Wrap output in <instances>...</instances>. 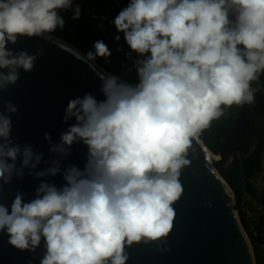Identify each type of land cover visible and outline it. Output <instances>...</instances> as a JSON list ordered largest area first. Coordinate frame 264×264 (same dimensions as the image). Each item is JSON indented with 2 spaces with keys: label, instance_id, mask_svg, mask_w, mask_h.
<instances>
[{
  "label": "clouds",
  "instance_id": "clouds-1",
  "mask_svg": "<svg viewBox=\"0 0 264 264\" xmlns=\"http://www.w3.org/2000/svg\"><path fill=\"white\" fill-rule=\"evenodd\" d=\"M61 11L76 20L81 9L73 0H0V190L25 170L41 180L28 202L17 191L10 208L0 203V234L22 253L42 247L39 264H128L127 249L141 244L168 252L193 142L227 109L255 99L253 84L264 75V0H129L113 23L128 58L136 55L137 82L103 74V100H70L62 119L75 123L58 144L45 134L56 157L45 160L13 140L18 108L2 98L43 49L32 55L7 45L51 39L64 27ZM93 48L91 62L111 56L103 41ZM74 144L87 149L84 167L62 169ZM57 175L60 187L44 179Z\"/></svg>",
  "mask_w": 264,
  "mask_h": 264
},
{
  "label": "water",
  "instance_id": "water-1",
  "mask_svg": "<svg viewBox=\"0 0 264 264\" xmlns=\"http://www.w3.org/2000/svg\"><path fill=\"white\" fill-rule=\"evenodd\" d=\"M7 47L14 51L26 50L32 55L43 49L33 70L30 73L21 70L19 82L10 86L2 98L18 108V112L11 115L13 140L21 145H32L34 151L44 153L45 160L55 159L44 139L45 134L58 144L60 135L75 123L74 119L68 123L62 119L69 101L86 94L103 100L100 76L110 73L97 62L89 61L87 54L53 35L51 39L21 37L16 45ZM253 86L258 89L253 102L264 115L259 81ZM249 128L250 112L246 104L240 106L217 155L201 140L193 142L188 156L190 166L180 178L184 193L174 205L176 217L167 242L170 251L161 254L154 244L134 246L127 249L128 264H257L235 209L234 193L219 173L234 162ZM70 152L61 168L71 163L82 169L87 149L82 144H74ZM45 166L42 163L37 171ZM44 179L57 187L64 183L60 175ZM40 183L41 180L25 170L23 179L13 178L0 190V203L10 208L17 191L28 202L34 198ZM209 203L211 207H205ZM42 251L41 247L35 254L19 252L8 244L6 235L0 234V264H39Z\"/></svg>",
  "mask_w": 264,
  "mask_h": 264
},
{
  "label": "trees",
  "instance_id": "trees-1",
  "mask_svg": "<svg viewBox=\"0 0 264 264\" xmlns=\"http://www.w3.org/2000/svg\"><path fill=\"white\" fill-rule=\"evenodd\" d=\"M87 5L90 6L91 10L97 11L99 9V3L106 4L109 6L107 10L101 14L100 17L91 16L80 3L75 5L80 6V17L79 19H72V15L66 11H61L60 15L63 17L65 24L63 29L65 32L56 30L51 35L71 44L80 51L88 55V53L94 51V43L97 41H103L106 43L105 38L102 34L104 28L112 29L117 31L114 26V19L118 13L127 6L129 0H83ZM103 8V7H102ZM100 6V11L102 12ZM98 12V11H97ZM75 37L73 38L71 35ZM110 50V49H109ZM111 51V50H110ZM133 59H136V55L133 54ZM109 61L119 62L123 65H127L129 71L128 74H124L113 66ZM97 64L108 73L120 77L122 80L129 83L135 84L138 80L136 76V70L134 67L133 60H128L122 56H118L111 51V56L105 61L103 58H97L95 60ZM260 93L264 98V75L259 80ZM249 105L250 112V128L249 131L239 148L238 154L234 162L224 170H219L220 175L224 181L228 184L236 199L235 209L238 212V216L243 228L249 234L251 244L253 246L255 258L257 264H264L261 257L258 254V246L264 243V238L257 234L253 236L250 229V225L246 220V216L243 210L242 197L246 193L249 198L257 199L258 204L264 208V191L257 197V191L253 186L256 175L261 171L262 167V155L263 149L260 146H253L252 142V129L257 128L264 133V115L260 107L252 102ZM240 106L233 105L230 109L226 110V113L217 121H213L210 128L204 130L200 136V140L206 145V147L214 154L219 153L220 144L225 139L228 131L234 120L239 114ZM254 222H252V225ZM254 228L257 231H261L262 222L258 225L254 224Z\"/></svg>",
  "mask_w": 264,
  "mask_h": 264
},
{
  "label": "built area",
  "instance_id": "built-area-1",
  "mask_svg": "<svg viewBox=\"0 0 264 264\" xmlns=\"http://www.w3.org/2000/svg\"><path fill=\"white\" fill-rule=\"evenodd\" d=\"M80 3L84 9L93 17H100L101 14H104L103 10L101 11L98 9L97 11L91 10L90 6L87 5L83 0H73V10H74V4ZM101 6V3H99V7ZM109 8L108 5H105L104 11ZM70 14H73V11H66ZM102 34L105 38V41L107 43V47L116 55L122 56L128 60H133V54L132 58L129 59L127 56V53H129L131 50L128 48L127 44L124 41L123 34L118 33L117 31H113L112 29L104 28L102 30ZM119 35L120 39L117 41L115 37ZM258 202V201H257ZM244 214L246 216V220L248 224L250 225V229L252 231L253 236H257V234H260L262 238H264V230L261 229V231H257L254 228V224L258 225L260 222H262V226L264 225V208L261 207L259 204H256V202H252L250 206H244L243 207ZM252 222L254 224L252 225ZM261 248H264V243L259 245Z\"/></svg>",
  "mask_w": 264,
  "mask_h": 264
},
{
  "label": "rangeland",
  "instance_id": "rangeland-1",
  "mask_svg": "<svg viewBox=\"0 0 264 264\" xmlns=\"http://www.w3.org/2000/svg\"><path fill=\"white\" fill-rule=\"evenodd\" d=\"M105 5L106 4L101 5V8L103 7L102 10L104 9ZM99 10H100V7H99ZM59 31L65 32L64 30H59ZM68 35H71L73 38L75 37L73 34H68ZM109 62L122 73L128 74L129 69L127 65H123L119 62H114V61H109ZM134 76L137 77V74H135ZM251 134H252V139H253L252 145L260 146L263 149L261 171L256 175V178L254 179V182H253V186L257 191V197H258L262 193V191H264V133H262V131L257 128H253ZM252 202H256V204H258L257 199H251L246 193H244L242 197L243 206H250ZM261 229L264 230V225L262 226ZM245 233L250 241V238H249L250 236L246 230H245ZM252 249H253V246H252ZM258 254L261 257L262 262H264V248H261L260 246H258Z\"/></svg>",
  "mask_w": 264,
  "mask_h": 264
},
{
  "label": "flooded vegetation",
  "instance_id": "flooded-vegetation-1",
  "mask_svg": "<svg viewBox=\"0 0 264 264\" xmlns=\"http://www.w3.org/2000/svg\"><path fill=\"white\" fill-rule=\"evenodd\" d=\"M253 134V133H252Z\"/></svg>",
  "mask_w": 264,
  "mask_h": 264
}]
</instances>
